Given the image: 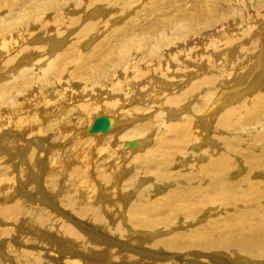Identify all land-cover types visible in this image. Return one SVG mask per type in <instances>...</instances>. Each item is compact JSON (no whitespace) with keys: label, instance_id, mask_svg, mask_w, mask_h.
Returning <instances> with one entry per match:
<instances>
[{"label":"bare ground","instance_id":"bare-ground-1","mask_svg":"<svg viewBox=\"0 0 264 264\" xmlns=\"http://www.w3.org/2000/svg\"><path fill=\"white\" fill-rule=\"evenodd\" d=\"M51 229L120 264H264V0H0V264H79Z\"/></svg>","mask_w":264,"mask_h":264},{"label":"rangeland","instance_id":"rangeland-1","mask_svg":"<svg viewBox=\"0 0 264 264\" xmlns=\"http://www.w3.org/2000/svg\"><path fill=\"white\" fill-rule=\"evenodd\" d=\"M237 31L241 32V30H237ZM259 47H260V45H259ZM258 54H259V52L256 53L255 55H258ZM241 60H246V59H243V57H241ZM246 61L250 62L249 60H246ZM262 68H263V64L260 65V66H257L256 67V71H258V70H260ZM256 71L253 72L252 79H253ZM237 84L241 85V87H243L245 82L244 81L237 82ZM235 85H236V83H235ZM210 110H211V108L208 109L209 113H210ZM211 131H213V130H211ZM32 181L34 183H36V184H37V182H39V184L42 185V184H44V181H45V175L43 176V178H41L39 180L37 178H34V179H32ZM34 188H35V190H37V187H34ZM16 191H19V189L17 188ZM47 192L48 191L46 190V192H43V193L46 196L49 195L51 202H53L55 200L56 201L58 200V198H59L58 195L55 198H53V195H51V194H49ZM25 193L32 194L33 191H27ZM41 195H42V193H41ZM114 204H115L116 207H117L116 204L121 205V207L117 209L116 207L113 208V207L105 204L106 207L102 206V211H103V213H107V217L109 219H110V217L112 219L114 218L115 221H116V224H118L124 218L123 213H125V211H126L127 204L123 203L122 200H115ZM105 209L108 210V211L104 212ZM54 211H55V213H59L57 215H58L59 218H62V219H68L67 216L71 215L70 211H67V214L64 213V212H58L57 210H54ZM82 220H85V219H82ZM26 221H29V219H26ZM20 223L21 224L18 226V230L20 231V229H21L22 232L24 230V233L27 234L29 229L28 228L24 229V227H22V226H24V221L23 222L21 221ZM68 223L70 225H72L73 227H75V228H78V229L81 228V230H84V228L78 226L79 223H78V225L77 224L75 225L72 220H68ZM27 226L32 230V232L34 231V226H32L29 222H27ZM22 228H23V230H22ZM76 231H77V229H76ZM84 232H87V234H88V233H90V230H89V232L86 231V230ZM79 233L81 234V236H83V237H85L87 239L89 238L87 236V234H84L81 231H79ZM43 234H45V233H43ZM129 236H131V235H129ZM40 238L45 240V241L46 240L49 241L51 246L55 247V249L57 250L58 253H60V251H63V252L69 253V254H72V253H75V252H84V255L83 256L81 255L79 258L70 257V258H72L74 260L78 259L80 261L79 264H84V263L85 264H120V262H122V261L131 262V259L129 257L125 256L126 253H130L128 250H120L117 247H111L108 243H105V245L102 246V247L100 246L101 248L97 247V246H96L97 248H95V247H93L91 245H89L90 246L89 247V246H87V244L85 243L84 240H78V239L71 238L69 236V234H65V231H63V230L57 231L55 229H51V231L46 232V236L45 237H40ZM14 239L15 238H12V240H14ZM89 239H93L94 240L96 238L91 236ZM118 240H120V238H118ZM122 240H127V238H123ZM128 240L133 245L135 244L136 246H137L138 241L142 242V240H143L144 244L152 242L150 240H144V239L139 238V237L136 238L135 235H133L132 238L129 237ZM94 241H96V240H94ZM93 242L91 241L92 244H95ZM18 245L20 246L19 241H18ZM86 246L89 247L88 250L86 249ZM1 253H2V257H0L1 259H3V257H7V256H4L3 251ZM133 254H135V253H133ZM57 257H58V255H57ZM56 264H58V262H56Z\"/></svg>","mask_w":264,"mask_h":264},{"label":"water","instance_id":"water-1","mask_svg":"<svg viewBox=\"0 0 264 264\" xmlns=\"http://www.w3.org/2000/svg\"><path fill=\"white\" fill-rule=\"evenodd\" d=\"M111 119L106 116H98L91 123L88 132L97 133L107 131L110 126Z\"/></svg>","mask_w":264,"mask_h":264}]
</instances>
